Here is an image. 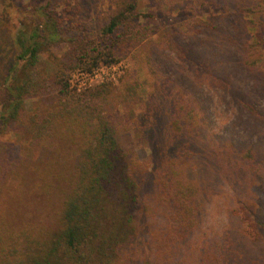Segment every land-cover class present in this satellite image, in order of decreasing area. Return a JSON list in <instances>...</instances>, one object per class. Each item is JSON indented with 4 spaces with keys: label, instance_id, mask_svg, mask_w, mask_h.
I'll return each mask as SVG.
<instances>
[{
    "label": "rangeland",
    "instance_id": "1",
    "mask_svg": "<svg viewBox=\"0 0 264 264\" xmlns=\"http://www.w3.org/2000/svg\"><path fill=\"white\" fill-rule=\"evenodd\" d=\"M44 1L0 0V86L7 76L12 80L18 72L22 61L15 71L20 53L15 37L25 26L31 32L39 18L36 9ZM132 1L137 2L142 21L144 14H153L152 21H147L150 35L163 40L152 43L157 74L139 63L140 50L125 53L119 48L114 55L103 51L96 61L95 53L84 56L80 52L77 57H84L78 61L75 55L72 58L75 48L66 39H52L46 44L71 65L62 71L72 89L87 90L105 82L115 87L113 100L107 107L115 110L124 127L121 141L133 148L140 159H150V167L142 178L143 227L127 249V262L189 263L201 256L207 246L228 240L232 253L225 264H264V235H259L258 230L250 234L248 230L249 219L254 222L258 208L264 204V63L253 70L244 61L245 46L255 38L256 30L263 33L258 50L264 55L263 3L257 4L261 0ZM249 6L255 13L241 9ZM53 7L67 25L73 22L84 25L93 39L94 33L114 13L116 0H54ZM75 15V20L70 19ZM168 39L177 43V49L163 43ZM46 58L43 53L38 69L46 67ZM51 74L45 73L49 77L46 91L27 100L28 112L45 114L53 108L59 84L54 81L55 72ZM5 98L2 93L0 100ZM176 100L188 101L193 109L192 118L179 135H175L172 127ZM3 121L0 118V142L7 145L8 157L19 169L18 173L6 176L0 195L6 192L9 207L18 210L21 217L33 218L46 226L56 224L53 218L76 160L77 142L70 139L57 142L46 137L41 146L30 147L27 138L16 133L14 122ZM186 144L193 152L191 156L182 154ZM249 148L256 151L252 162L244 156ZM180 157L189 160L187 169ZM57 159L60 163L53 169L56 182L48 194L47 189L35 184ZM171 159H176L177 167L185 168L186 176L201 187L196 202L198 225L189 237L190 247L178 244L161 250L155 245L153 230L156 233L164 229L162 215L166 209L160 204L159 180L166 176ZM145 210L153 215L145 217ZM197 243L203 244L201 253Z\"/></svg>",
    "mask_w": 264,
    "mask_h": 264
},
{
    "label": "trees",
    "instance_id": "2",
    "mask_svg": "<svg viewBox=\"0 0 264 264\" xmlns=\"http://www.w3.org/2000/svg\"><path fill=\"white\" fill-rule=\"evenodd\" d=\"M53 2L45 0L41 3L36 9L39 18L35 27L28 32L25 26L15 37L20 47L15 71L21 61L22 64L12 80L7 76L0 86V98L2 93L6 95L0 100V118L5 123L14 122L16 133L26 137L30 147L41 146L46 137L57 142L64 139L76 141L77 156L67 178L60 208L53 218L56 224L46 226L33 218L21 217L18 210L9 207L10 198L6 192L0 195V264H129L127 249L143 227L142 178L150 167V159H140L133 148L121 141L124 127L120 125L115 110L107 107L113 100L115 87L105 82L80 92L72 89L62 71L71 65L51 52L46 44L52 39H66L75 48L72 58L75 55L74 59L78 61L91 52L95 53L96 61L103 51L114 55L119 48L125 53L130 50L139 53L140 50L142 61L139 63H144L152 74H157L152 43L163 40L151 37L147 21H152L153 14H144L146 22L142 21L143 14L139 12L136 1L116 0L114 13L94 33L93 39L84 25L78 22L67 25L59 18ZM262 3L264 6V0L257 4ZM252 6L241 9L255 13ZM75 17L70 19L75 20ZM256 31L255 38L253 36L245 46L244 61L253 70L261 68L264 63V55L261 57L258 50L263 33ZM163 43L174 50L178 47L169 39ZM80 52L84 56L77 57ZM43 53L47 54L46 67L38 69ZM52 72H55L54 81L59 84L53 108L45 114L28 112L27 100L46 91L49 87L46 75L51 76ZM176 103L172 127L175 135H179L192 118L193 109L189 108L186 100H176ZM191 128V124L187 125V129ZM188 147V144L184 147V156L193 154ZM6 149L7 145L0 142V187L5 184L6 176L18 173L19 169L15 162L10 161ZM57 149L59 152L60 147ZM244 156L252 162L256 151L249 148ZM180 158L187 169L189 160ZM58 163L59 159L49 165L39 177L40 182L35 184L47 189L48 194H51L50 186L56 182L53 169ZM178 164L176 159H171L166 176L159 180L160 204L166 209L162 215L164 229L156 233L153 230V234L155 245L161 250L178 244L190 247L189 237L198 225L196 202L201 187L186 176L185 168L177 167ZM250 165L256 167L253 163ZM144 215L149 218L153 213L145 210ZM254 220L248 221L249 233L254 234L258 230L259 235H264V204L258 208ZM152 223L155 227L156 221ZM202 245H196L200 253ZM231 245L228 240L217 241L191 262L178 264H225L232 253Z\"/></svg>",
    "mask_w": 264,
    "mask_h": 264
},
{
    "label": "built area",
    "instance_id": "3",
    "mask_svg": "<svg viewBox=\"0 0 264 264\" xmlns=\"http://www.w3.org/2000/svg\"><path fill=\"white\" fill-rule=\"evenodd\" d=\"M91 86H93V85H91ZM79 91H83V90H79Z\"/></svg>",
    "mask_w": 264,
    "mask_h": 264
}]
</instances>
